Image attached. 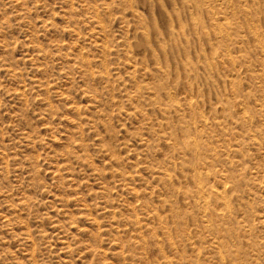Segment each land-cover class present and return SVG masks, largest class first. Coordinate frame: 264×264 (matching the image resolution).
<instances>
[{"label": "rangeland", "instance_id": "rangeland-1", "mask_svg": "<svg viewBox=\"0 0 264 264\" xmlns=\"http://www.w3.org/2000/svg\"><path fill=\"white\" fill-rule=\"evenodd\" d=\"M209 2L219 22L208 5L198 11L186 0H0V264H219L212 243L225 236L226 264H264L257 222L264 215V50L249 30L257 28L264 44V0ZM222 11L235 24L231 40L214 33ZM148 84L174 93L182 109L152 105V92L137 88ZM245 109L253 120L243 119ZM179 117L197 121L218 158L204 149L200 164L180 166L182 153L164 139L172 131L180 140ZM238 143L243 154L228 156ZM196 169L209 170L206 184L236 185L229 222L217 216L224 210L216 202L209 217L196 209ZM166 172L173 187L159 179ZM210 218L218 228H209L212 234L206 233ZM221 223L231 236L219 230ZM122 250L129 251L124 260L117 257Z\"/></svg>", "mask_w": 264, "mask_h": 264}, {"label": "bare ground", "instance_id": "bare-ground-1", "mask_svg": "<svg viewBox=\"0 0 264 264\" xmlns=\"http://www.w3.org/2000/svg\"><path fill=\"white\" fill-rule=\"evenodd\" d=\"M210 0H186V3H187V5H188V7L189 8H195V9H197L198 11H201L202 10V7L203 6H205V5H208V8H211V9H209V13H211V15L213 16V17H215V20H217V22H219V19H218V12L217 13H215L214 11H213V8L216 6H214L213 8H212V6L211 7H209V2ZM222 2V1H221ZM220 2V3H221ZM227 2V1H226ZM108 3V2H107ZM211 3H212V1H211ZM217 3V2H216ZM219 3V2H218ZM227 3H229L230 4V1H228ZM232 3V2H231ZM220 5H222V3L220 4ZM231 5V4H230ZM224 6V5H223ZM229 6V5H228ZM218 7V6H217ZM234 7V6H233ZM219 8V7H218ZM226 8V7H225ZM229 8H230V6H229ZM106 10H107V7L105 8ZM221 9V8H220ZM232 9V8H231ZM225 10V9H224ZM230 10V9H229ZM234 10V9H233ZM224 12V13H223ZM233 12V11H232ZM220 13H222V14H224V15H222V16H224V18H223V23H217V24H215L214 25V33H215V35L216 36H218V37H220L221 39H229V40H231L230 39V37H231V33L229 32V31H231V29H233V26L235 25V24H233L232 23V20L230 19V18H228V14H227V12L225 13V11H222V12H220ZM229 14H231V13H229ZM222 18V17H221ZM264 18V17H263ZM221 20V19H220ZM249 21V20H248ZM193 22H194V24H195V26H199V25H201V22H200V20L199 19H197V18H194V20H193ZM103 22H102V20H100L99 19V22H97V24L99 25V27H100V30L99 31H101V34H103L104 33V35H105V33H106V31H104V29H103V27L102 26H104L103 24H102ZM264 25V24H263ZM250 26V25H249ZM91 28V27H90ZM105 28V27H104ZM249 30H250V33H251V35H253V37H254V39H256L258 42H259V44L261 45V50L263 51L264 50V44H263V41H262V39L260 38V34H259V32H258V30H257V28H255V27H251V28H249ZM103 32V33H102ZM106 36V35H105ZM264 39V38H263ZM131 43V42H130ZM106 45H103V46H101L102 47V52L103 51H107L108 49H107V46L105 47ZM136 46V45H135ZM79 49V48H78ZM98 49V48H97ZM107 49V50H106ZM137 49V48H136ZM81 50V49H80ZM244 51V50H243ZM230 53V52H229ZM81 55H80V57H81V59L84 61V62H86L89 66H91V61L89 60V59H87V57H85V55L83 54V53H80ZM228 54V53H227ZM231 54V53H230ZM227 56V59L230 61V62H232V63H235V61H234V57L232 56V55H226ZM105 57V56H104ZM212 57V56H211ZM103 60V59H102ZM130 59H128V61H129ZM132 61V60H131ZM212 62V61H211ZM140 63V62H139ZM103 68H102V71H101V73H100V75H102V76H104L103 74H108L109 73V70H108V68L106 67V64H104L103 63ZM134 65V64H133ZM188 65H191L190 63L188 64ZM231 65V64H230ZM92 67V66H91ZM264 67V66H263ZM100 68V67H99ZM90 69V68H89ZM139 70V69H138ZM136 73H137V69H136V65H134V66H132L131 64L129 65V72H128V75H129V77L130 78H135V75H136ZM95 73L93 72V71H91V76H93ZM99 74V73H98ZM96 75V74H95ZM89 76V75H88ZM99 76V75H98ZM264 84V83H263ZM25 85V84H24ZM105 85V84H104ZM49 86V85H48ZM196 87V86H195ZM137 88H138V92L139 91H143V90H149V91H151L152 92V94H150V102L152 103V105H156V104H158V105H160L161 106V110L164 112H169L170 110H174V111H180L181 109H182V106L179 104V101L177 102V101H175V99L173 98V96H172V94H174V93H170L169 91H167V89L165 88V87H163L162 85H159V84H148V85H145V86H142V85H138L137 86ZM25 92V91H24ZM159 92H163L164 94H165V96H166V101H163L161 98H160V96L158 95V93ZM94 93V92H93ZM226 96V95H225ZM263 96V95H262ZM27 97V96H26ZM199 98V97H198ZM244 98V97H243ZM258 98V97H257ZM218 100V99H217ZM26 102V101H25ZM196 103V102H195ZM187 105H188V107L190 108V109H192L194 106H195V104H194V101L192 100V99H189V101H188V103H187ZM246 105H248V104H246ZM246 107V106H245ZM244 107V108H245ZM249 107V106H248ZM260 107L262 108V106L260 105ZM264 107V106H263ZM74 109H77V110H79L77 107H74ZM237 112V111H236ZM241 112V111H240ZM250 112V111H249ZM248 112V113H249ZM253 113V112H252ZM264 113V112H263ZM247 114V109H245L244 110V112H243V119H245V120H247V119H250V120H253V117L252 118H250L252 115H250L249 117L247 116H245ZM262 114V113H261ZM229 115V114H228ZM241 116V115H240ZM199 118H200V121L204 124L203 126L204 127H206L207 126V118H205L204 117V115H202V114H199V116H198ZM228 117V116H227ZM264 117V116H263ZM168 120V119H167ZM167 120H165V121H167ZM196 120H197V118H196ZM152 121V120H151ZM162 121V120H161ZM240 121V120H239ZM244 122V121H243ZM264 122V121H263ZM245 123V122H244ZM160 124L163 126L165 123H163V122H160ZM171 124V123H170ZM219 124V123H218ZM198 125V126H197ZM202 125V124H201ZM174 126V125H173ZM178 126L180 127L179 129H180V131L183 133L182 134V137L180 138V140H177V139H174V133L172 132V131H169V132H166L165 133V136H164V139H166L167 140V145H168V148L169 149H172V150H179L181 153H182V155H183V157H181L182 158V161H181V163H180V166H182V165H184L185 163H190V164H192V166L193 165H195L196 163H199L201 160H202V153H201V150H203L204 151V149H208L207 150V152H212V154H213V156L214 157H217L218 158V156L220 155L219 154V152L217 151V149H214V146H210V144L209 143H205L206 142V140L204 141V130L203 129H200L199 128V124H197V121H195V120H187L185 117H179V119H178ZM221 126V125H220ZM226 126V125H225ZM175 127V126H174ZM202 127V126H201ZM204 127H202V128H204ZM168 129H169V127H167ZM235 129V128H234ZM191 130H193V131H191ZM168 131V130H167ZM176 131V130H175ZM208 134V133H207ZM254 134H255V132H254ZM251 135L252 136V138H250L251 140H255L254 142L256 143V144H258L257 146H262V143H261V140H259L260 138H256V136L255 135H257V134H255V135ZM259 136H264V129H262L260 132H259ZM258 136V137H259ZM234 137V136H233ZM210 138V137H209ZM224 138V137H223ZM235 138V137H234ZM238 138V137H237ZM206 139V138H205ZM213 139V138H212ZM249 139V138H248ZM218 140V139H217ZM209 141V140H208ZM229 142V141H228ZM244 142V141H243ZM240 143H242L241 141H240ZM209 144V145H208ZM244 144V143H243ZM256 146V147H257ZM243 146H242V144H237L236 146H234V147H232V148H230L229 149V151L227 152L228 154V156L229 155H236V154H243L242 153V148ZM250 147V146H249ZM154 148V147H153ZM244 150V149H243ZM256 150V149H255ZM205 152L206 151H204V155H206L205 154ZM2 153V152H1ZM211 154V155H212ZM245 154V153H244ZM191 156L190 157V159H186V156ZM210 155V156H211ZM210 156H208L207 155V157H209L210 158ZM213 156H211V157H213ZM225 156V155H224ZM204 157V156H203ZM213 157V158H214ZM180 158V159H181ZM205 158H206V156H205ZM212 158V160H215V159H213ZM258 159V158H257ZM260 159V158H259ZM211 160V159H210ZM203 161V160H202ZM208 161V160H207ZM229 161V160H228ZM175 163V162H174ZM202 163V162H201ZM211 163V162H210ZM233 163V162H232ZM264 163V162H263ZM200 164V163H199ZM204 165V164H203ZM208 165V164H207ZM186 167H188V166H186ZM189 167H191V166H189ZM202 167V166H201ZM200 167V168H201ZM193 168H196V167H193ZM197 168H198V166H197ZM202 168H204V167H202ZM210 168H213V165L212 166H210ZM206 169V168H205ZM208 169V168H207ZM214 169V168H213ZM200 169H196V170H194V171H192L193 173H191V180L193 181V183L195 184V187H194V189H196V192H194V196H195V198L198 200V202H197V207H196V209L198 208V209H201V211H200V213H202L203 212V214H204V216H206V217H209V216H211V213L212 212H216V210H215V205H214V202H216L217 204H219V208L220 207H223V210H224V212H222V213H220L219 214V212L217 211V216L219 217V218H221L220 220H222L221 222H223L225 219L224 218H230V216H231V214H233V212H232V210H234V209H232V207H231V205L230 204H232L231 202H232V200L231 199H229V197H230V193H232V192H234V191H236V190H234V189H236L235 188V184H233V182H231L232 184H225V183H222L221 184V186L219 187H215V186H213V184L211 185V184H206L205 183V180L206 179H208L209 177H210V173H209V170H203L204 172H202V171H199ZM214 171V170H213ZM219 171V170H218ZM226 171V170H225ZM228 171V170H227ZM231 171V170H230ZM261 171V170H260ZM249 172V171H248ZM256 172V171H255ZM254 172V173H255ZM229 173V172H228ZM232 172H230V174H231ZM253 173V174H254ZM129 174V173H128ZM186 174V173H185ZM189 175H190V173H188ZM233 174V173H232ZM259 174H261V173H259ZM213 175V174H212ZM224 175V178H222V179H224V180H226L225 182H227V180L229 179V174H223ZM239 176H238V178L240 177V178H242V179H244L247 175H246V173L245 172H240V174H238ZM124 176V175H123ZM185 177H187V175H184ZM254 176V175H253ZM230 177H232V175L230 176ZM259 178V177H258ZM133 179V178H132ZM162 182H164V183H169L170 184V186H172L173 187V183H174V181H173V177H172V175H171V173H169V172H166V173H163V174H161V176H160V178H159ZM232 179H234L235 180V176H233L232 177ZM241 179V180H242ZM246 179V178H245ZM131 180V179H130ZM213 180V179H212ZM218 180V179H217ZM262 180H263V178H262ZM191 181V182H192ZM243 181V180H242ZM257 181V180H256ZM215 182V181H214ZM210 183H211V180H210ZM172 184V185H171ZM194 184H193V186H194ZM261 185H263L264 186V180L260 183ZM256 185V184H255ZM259 185V184H258ZM258 185H256V186H258ZM176 186V185H175ZM174 186V187H175ZM183 186H184V184H183ZM171 187V188H172ZM181 187V186H180ZM179 187V188H180ZM176 188H178V187H176ZM176 188L174 189V192H175V190H176ZM184 189H181L182 190V193H185L187 196H189L188 194H190V190H186L185 188L186 187H183ZM242 188V187H241ZM240 188V189H241ZM264 188V187H263ZM134 190V189H133ZM169 190V189H168ZM180 190V191H181ZM237 190H239V189H237ZM132 191V190H131ZM179 192V190H176V192ZM240 191V190H239ZM261 191V190H260ZM137 192V191H136ZM167 192V191H166ZM169 192V191H168ZM167 192V193H168ZM173 191H171V193H172ZM177 192V194H179ZM170 193V194H171ZM193 193V192H192ZM191 193V194H192ZM236 193H237V191H236ZM247 193V192H246ZM107 194H108V192H107ZM185 194H183V195H185ZM233 194V193H232ZM238 194H239V192H238ZM137 196H138V194H136ZM173 195H175V193L174 194H172V197L171 198H173L174 196ZM192 195V196H193ZM247 195V194H246ZM136 196V197H137ZM163 196H164V193H163ZM169 196H171V195H169ZM193 196V197H194ZM232 196V195H231ZM262 196H264V195H262ZM170 198V199H171ZM186 198V197H185ZM195 198H194V201H195ZM232 198V197H231ZM187 199V198H186ZM165 200H167L166 198H165ZM164 200V201H165ZM190 200V199H189ZM192 200V199H191ZM109 201V200H108ZM236 201V200H235ZM240 201V200H239ZM140 202V201H139ZM162 202V201H161ZM166 202H169V201H166ZM172 202V201H171ZM110 203V202H109ZM138 203V202H137ZM144 203V202H143ZM194 203V202H193ZM145 204V203H144ZM173 204V203H172ZM189 204V203H188ZM143 204H141V206H142ZM214 205V206H213ZM234 205V204H233ZM106 206V205H105ZM146 206V205H145ZM149 209V208H148ZM156 209V208H155ZM217 210H218V208H217ZM127 211V210H126ZM131 211L134 213L135 211H136V208H135V206H134V208H132L131 209ZM171 211V210H170ZM199 211V210H198ZM220 211V210H219ZM262 211V210H261ZM91 212V211H90ZM153 212V211H152ZM158 213V212H157ZM196 213H198V212H196ZM264 213V212H263ZM114 214H116V213H114ZM135 215H137V213H134ZM159 214V213H158ZM178 214V213H177ZM70 215V214H69ZM92 215V214H91ZM117 215H118V213H117ZM159 215H161V214H159ZM172 215V214H171ZM179 215H180V213H179ZM182 215V214H181ZM199 215H201V214H199ZM198 215V216H199ZM235 215V214H234ZM118 216H120V215H118ZM172 216H174V215H172ZM202 216V215H201ZM240 216V215H239ZM154 217H156V215L154 216ZM175 217V216H174ZM176 217H177V215H176ZM215 217V216H214ZM236 217V216H235ZM255 217V216H254ZM140 218V217H139ZM159 218V217H158ZM172 218V217H171ZM180 218V217H179ZM204 218V217H203ZM227 218V219H228ZM156 219V218H155ZM163 219V218H162ZM166 219V218H165ZM164 219V220H165ZM184 219V218H183ZM224 219V220H223ZM237 219V218H236ZM250 219H251V217H250ZM254 219V218H253ZM70 220V219H69ZM96 220V219H95ZM136 220L138 221V218L136 217ZM173 220H176V219H173ZM187 220V219H186ZM201 220H202V218H201ZM205 220H207V219H205ZM220 220H219V222H220ZM258 220V221H257ZM257 220H255V221H257L258 223H259V225H260V228L261 229H264V215L263 216H259L258 217V219ZM166 221V220H165ZM178 221V220H177ZM191 221V220H190ZM214 220L212 219V218H210L208 221H205V223H206V226L208 227V230H209V228L211 229V231L212 230H214V229H218L217 227H216V224H215V222H213ZM230 221V219H228V221H224V222H229ZM245 221L247 222L248 220H246L245 219ZM159 222L161 223V221L159 220ZM219 222H217V223H219ZM239 222V221H238ZM100 223V222H99ZM138 223V222H137ZM164 223V221L162 222V224ZM166 223V222H165ZM178 224H179V221H178ZM180 224H183V223H180ZM185 224V223H184ZM222 224V223H221ZM223 224H225V223H223ZM222 224V225H223ZM240 224H242V223H240ZM247 224H248V222H247ZM95 225V224H94ZM204 225V224H203ZM244 225V224H243ZM252 225V224H251ZM28 226V225H27ZM139 226V225H138ZM219 226H220V224H219ZM248 226H249V224H248ZM163 227V226H162ZM206 227V228H207ZM240 227H243L242 225H240ZM250 227V226H249ZM249 227H246V228H249ZM253 228H254V226H253ZM29 229V228H28ZM27 229V230H28ZM164 229V228H163ZM223 230V232H225V230H224V225H223V227H221L219 230ZM226 230H228L229 231V228H225ZM177 230V229H176ZM231 230V229H230ZM245 230V229H244ZM248 230V229H247ZM246 230V231H247ZM180 231V230H179ZM211 231L209 230L208 232H206V233H211ZM228 231H226V232H228ZM245 231V232H246ZM253 231V230H252ZM30 232V231H29ZM79 232V231H78ZM141 232H143V230L141 231ZM167 232V231H166ZM170 232V231H169ZM168 232V233H169ZM185 232V231H184ZM199 232V231H198ZM219 232H221V231H219ZM225 232V233H226ZM263 232V231H262ZM148 233V232H147ZM167 233V234H168ZM180 232H177V234H179ZM193 233V232H192ZM209 233V234H210ZM213 233V232H212ZM211 233V234H212ZM230 233V234H229ZM231 233H232V231H229L228 232V236H231ZM251 233V232H250ZM264 233V232H263ZM157 234V233H156ZM166 234V235H167ZM170 234H171V232H170ZM208 234V235H209ZM216 234H217V232H216ZM215 234V235H216ZM222 234V233H221ZM192 235V234H191ZM218 235V234H217ZM251 235H253V234H251ZM201 236V235H200ZM211 236V235H210ZM221 236V235H220ZM236 236V235H235ZM216 237V236H215ZM223 237V236H222ZM238 238H239V236H237ZM256 237V236H255ZM121 238V237H120ZM135 238V237H134ZM140 238V236L138 235V238L137 239H139ZM142 238H144V236H142ZM191 238V237H190ZM214 238V237H213ZM221 238V237H220ZM225 238H226V236H225ZM224 238V239H225ZM230 238V237H229ZM229 238H228V240L227 241H229ZM238 238H237V240H238ZM31 239V238H30ZM94 239V238H93ZM215 239V238H214ZM221 239H223V238H221ZM221 239H217L216 238V241H213V243H212V249H214V250H211L212 252L213 251H216L217 252V255L219 256V258L218 259H220V261H222L224 264H226V258H228V256H226V254H229V247L227 246V244H225L224 243V241L223 240H221ZM233 239V238H232ZM232 239H230V241L229 242H231V240ZM236 239V238H235ZM240 239V241H241V238H239ZM97 240V239H96ZM142 239H140L139 241H141ZM236 240V241H237ZM32 241V240H31ZM129 241V240H128ZM127 241V242H128ZM138 241V243H139V245H142V243H140ZM190 241V240H189ZM260 241H262V239L260 240ZM34 242V241H33ZM126 242V243H127ZM142 242V241H141ZM210 243H211V241H209ZM129 243V242H128ZM232 243H235V246H237V242H234V240H233V242ZM238 243H239V241H238ZM64 244V243H63ZM68 244H69V242H68ZM96 244V243H95ZM123 244V243H122ZM131 244V242L129 243V245ZM242 242H240V245H238L237 247H243L242 245ZM246 244H247V242H246ZM260 244V243H259ZM36 245V244H35ZM99 245V244H98ZM129 245L127 246L126 245V247H128L129 248ZM175 245V244H174ZM232 245V244H231ZM244 245H245V243H244ZM233 246V245H232ZM257 246H260V245H257ZM70 247V246H69ZM234 247V246H233ZM246 247V246H245ZM254 247V245L252 246V248ZM255 247H256V245H255ZM131 248H132V246H131ZM131 248H129V250H131L130 251V253L131 254H133L134 252L132 251V250H134L135 248H133V249H131ZM177 248V247H176ZM198 248V247H197ZM201 248V247H200ZM200 248H199V251H200ZM236 248V247H235ZM122 249V248H121ZM127 249V248H126ZM202 249V248H201ZM231 249H233V248H231ZM256 249V248H255ZM236 250H237V248H236ZM258 250H261V248H259L258 247V249H257V252L259 253V251ZM193 251H194V249H193ZM238 251H239V249H238ZM242 251V250H241ZM84 252V251H83ZM129 251L128 250H126V253H128ZM196 252V251H195ZM195 252H193V253H195ZM123 250H122V252H121V254L122 255H120V253L117 255V257H122L123 258ZM126 253H124L125 255H126ZM129 253V254H130ZM207 253V252H206ZM233 253H236V252H233ZM232 253V254H233ZM252 253V252H251ZM68 254V253H67ZM117 254V253H116ZM175 254V253H174ZM212 254H214V253H212ZM238 254H240V253H238ZM245 254V253H244ZM263 254V253H262ZM82 255V254H81ZM168 255V254H167ZM216 255V256H217ZM243 255V254H242ZM242 255H239V256H241V258H242ZM134 256V255H133ZM196 256H198V255H196ZM217 256V257H218ZM230 256V255H229ZM232 256V255H231ZM231 256H230V258H231ZM234 256V255H233ZM232 256V257H233ZM237 256V255H236ZM192 257L194 258L195 256H193L192 255ZM217 257H216V259H217ZM249 257V256H248ZM257 257V256H256ZM119 258V259H120ZM121 258V259H122ZM126 258V257H125ZM132 258V257H131ZM166 258V257H165ZM169 258V257H168ZM199 258V257H198ZM214 258H215V256H214ZM240 257L239 258H237V259H241ZM243 258H245V256L243 257ZM133 259V258H132ZM195 259V258H194ZM201 259V258H200ZM247 259V258H246ZM122 260H124V259H122ZM196 260V259H195ZM249 260V259H248ZM32 261V260H31ZM133 261V260H132ZM140 261H141V259H140ZM139 261V263H143L142 261L140 262ZM167 261H169L170 263L169 264H171V259L170 260H167ZM167 261H166V264H167ZM190 261V260H189ZM205 261V260H204ZM212 261V260H211ZM219 260H217V262H218ZM228 261H229V258H228ZM230 261H231V259H230ZM234 261H236V263L239 261V260H235L234 259ZM242 261H243V259H242ZM244 261H246V262H248L247 260H244ZM255 261V260H254ZM195 262V261H194ZM231 262H233V260L231 261ZM35 263V262H34ZM192 263V262H191ZM205 263V262H204ZM223 263H220L219 262V264H223ZM228 263V262H227ZM234 263V262H233ZM240 263H241V260H240ZM119 264V263H118ZM161 264V263H160ZM193 264H195V263H193ZM216 264V263H215ZM218 264V263H217ZM232 264V263H231ZM239 264V263H238Z\"/></svg>", "mask_w": 264, "mask_h": 264}]
</instances>
